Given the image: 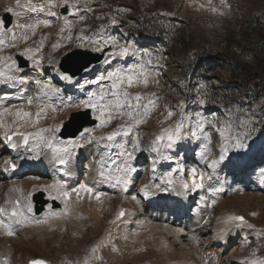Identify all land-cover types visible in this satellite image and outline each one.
Listing matches in <instances>:
<instances>
[{
	"label": "rangeland",
	"instance_id": "1",
	"mask_svg": "<svg viewBox=\"0 0 264 264\" xmlns=\"http://www.w3.org/2000/svg\"><path fill=\"white\" fill-rule=\"evenodd\" d=\"M20 2L23 4L26 0H20ZM33 2H36V0H33ZM86 3L92 9L91 11L85 10ZM226 3L230 7L221 5L220 0H211V4H209V0H80V12L76 16L68 17L74 25L70 33L71 40L66 39L69 35L67 31L63 34L59 33V26L62 21L58 17H47L43 13H23L17 19V17L10 14L12 16V24L9 27H13L17 22L32 23L37 17L40 19L47 18L51 21V27L45 28L41 26L36 30L35 34L30 33L27 42L29 46L36 47L35 42L40 41L44 37L43 46L36 54L41 61L43 73L35 72L32 69L26 71L27 69L24 68L25 70L20 74L26 78L28 83L17 86L16 89L12 88L13 91L11 92H2L10 90H8V85L3 87L0 84V95L7 93L10 96V99L5 101V103L15 104L20 102L15 99L19 94L18 90L19 92L26 90L28 94H31L36 90L35 82L37 79L42 81L50 80L53 85L60 89L59 95L52 97L51 100L52 104L58 108V111L54 114L50 112L49 117L41 121V127L59 124L61 120H67L71 112L85 110L74 107L64 108L63 106L69 103L76 104L84 99L87 92L92 91L96 87L95 85L85 84V80L94 79L97 75L106 72L109 65L100 62L99 65L92 66L94 69L92 72H84L69 82L60 78L57 71L58 62L65 53L80 48L78 44L81 41L77 40L76 37L82 28L86 29L84 35L95 34L98 30H101L102 26L105 28L111 24V18L124 20V25L127 24L128 30L120 27L119 31L109 29V31L103 32L107 33V35L118 36L122 42L132 44L139 53L136 56L130 55L123 59H114L112 67L118 64L127 66L139 63L143 52H149L152 59L150 67L154 72L159 73L155 77L159 84L157 86L155 83H150L147 88H133L131 91L133 93L137 91L143 93L154 92L159 99L157 107L150 112L146 122L141 124L136 132L126 138L128 151H132V142L137 136L140 140V149L134 153V159L138 160L139 166L138 172L131 183L133 187L131 186V189L129 187L128 192L123 193L118 188L112 189L111 185L108 191L101 189L104 182L101 183L99 166L93 167L90 163V157L95 155H100V159L110 156L111 159H116L119 163L121 159L117 155L120 151L118 147H106L104 151L99 145L95 146V143H93L73 149V154L78 153L80 160H83V167L81 164L77 167L72 166L76 160L72 159L69 163V170L72 172V182L71 180H62V183L67 185L73 206L78 211L77 215L72 218L70 215L52 217L48 218L46 222L39 224L32 222L24 226L17 225L14 228L15 235L13 236L4 234L3 230L0 229V262H4L2 260L3 256L8 258L6 259L7 264H25L27 259L33 257L46 258L50 261V264H84L85 258L90 259V264H205V261H207V264H251V260L254 258L264 259V182L262 187H259L256 183L261 169H264V133L257 134L258 127L253 125L256 121L254 114L247 110L245 106H241L240 101H236L237 97L242 94L240 88L234 92L236 98H234V102L227 111L222 107L219 110L214 107L210 114L205 113L203 115V113H200L197 101L194 98L198 91L204 96L208 94V97L218 93L216 87L222 83L219 78H229L230 71L228 68L230 66L214 76L212 82L214 85L209 80V89L205 88L206 84L204 82V84L200 81L197 84H192V89L188 96L190 99L185 98L186 94L180 92L179 85L174 82L178 74L185 72L183 67L176 65L174 59L178 54H183L189 48L206 46L210 51L226 53L229 56L228 59H231V57L239 56L237 47L250 48L252 45L257 44L260 35H264V0H226ZM8 6L15 7V0H0V17L5 13L4 9ZM211 7H216L218 11L212 12L210 10ZM55 11L58 14H62L59 7ZM221 12L223 15L220 14ZM80 15L86 18L77 23ZM253 16L258 18L257 21H250ZM97 17L100 18L97 19ZM168 17H171V20ZM166 25L169 26L171 32L173 30L176 38L170 47L165 48L166 51L168 50L167 54H164L163 51L165 46L161 49L158 47L159 45H150L149 41L144 39H138L139 41H137L133 36L134 32L148 34L150 31H160ZM15 31L17 37H19L21 30L16 29ZM136 35L138 36V34ZM140 38L142 39V37ZM57 42L61 43L62 47L54 50L52 45ZM24 46V42L20 41L19 47L23 48ZM90 48L91 45L85 42V47L80 49L90 50ZM107 51H110V49H107ZM3 54L12 55L14 58L15 55H18V50L16 48H6ZM144 59H148V57H144ZM256 59L257 57L254 56L251 58L243 57L240 61L246 66L253 68L257 65ZM82 84L84 85L83 88L80 87ZM200 85L202 86L201 89H199ZM181 100L185 101V115L192 113L193 119L196 112H199L202 117L208 120H212L213 115H215L217 123L221 120L231 121L238 133L250 132L251 134L250 139L245 141L250 145V148L232 152V156L239 162L238 165L246 160L244 162V164L246 163L245 167L240 170H237L238 167L234 169L233 164L231 165L233 160H226L216 168L213 174L212 169L207 168V165L201 162L198 155L203 141L183 140L176 147L165 149L166 152L164 154L171 157V159L164 160L163 165L165 167L162 168H168L169 172L177 168L178 164L183 165L185 172H174L173 177L177 180H185L190 188L193 186V181L188 174V169L194 167L198 172L204 170L206 173L212 174L211 180L207 176L205 177V187L203 189L192 191V197L190 198L191 207L188 209L189 214L192 215L187 216L188 220L179 218L184 221L183 223L174 219V213L169 215L161 211L153 212L149 208L144 209L140 199V194H142L140 189L143 185L158 184L154 180L156 172L149 170L153 160H149L152 161V164L148 165L147 162L144 166L145 158L147 157L145 150L150 146V141L154 138V134L159 131L161 127L160 121L164 120L167 115L166 107L177 114L168 120L166 124L173 123L179 118L180 109L178 106ZM241 121H246L248 127H241ZM120 123H123V121L117 118L107 128L97 129L93 134L98 136L110 132ZM204 131L211 137L209 159L215 158L217 156L216 149L219 147V134L211 124H205ZM3 134L4 131L0 129V167L3 165L4 159L10 158L8 151L4 147L5 135ZM121 142L122 137H117L116 143ZM18 151L20 150L17 149L12 155L17 154ZM41 157L40 159H35L34 166H39L40 164L54 166V161L51 160L50 156ZM85 160L86 162H84ZM251 160L255 162L248 164ZM143 170L146 171L144 172ZM150 171L151 174L148 175ZM30 177H38V180H32ZM243 177L248 178V182H244ZM60 179L59 176L53 174L48 175L40 171L34 172L31 168L19 176L0 177V206H5L6 194L13 184L20 186L25 193L29 191L38 192L40 190L44 192V195H48V192L43 191L41 186L52 184L55 180L60 181ZM40 181L42 182L40 183ZM82 183L107 195L101 197V202L95 199L94 194L90 196L88 193L81 192L79 197L76 193L72 195L71 189L78 188ZM209 186L221 187L223 192L217 193L215 196L207 194L206 189ZM34 188L35 190H33ZM171 193L176 194L175 191ZM132 196H136L139 201L138 207H135V210H138L134 216L135 218L125 219L123 216L122 219L118 220L115 215L119 209L115 206V200L121 198L124 200L125 197L132 200ZM156 196H159V194L156 193L155 196H149L148 198ZM177 196L179 199L182 198V195ZM201 196L208 197L207 201L201 202ZM143 198L146 200L147 197L143 196ZM162 198L164 200L166 197L162 196ZM213 200L215 203H212ZM85 203L87 210L81 212L79 204H82V207ZM61 204L60 209H52V211L63 210V205ZM179 206H181V203ZM46 208L49 209V205ZM126 212L127 209L125 208ZM252 213H255V215H252ZM160 214H164L165 217H159ZM231 214L244 215L248 221L247 224L252 225V227H237L236 222L228 223L225 217ZM32 216L36 220L45 221V219H42L45 218L44 216L38 217L34 214ZM144 218L153 220V222H165L164 220L166 219L168 223H157L158 225L156 226L151 223L141 225ZM205 220L208 221L206 225L204 223ZM110 221H115V223H110ZM217 223H220V226H217ZM167 227L169 231H166L165 228ZM132 231L133 235L130 233ZM221 231L224 232L223 238L217 235ZM258 233L259 236L257 235ZM193 234L199 237L198 243L189 239V236ZM225 243H228V246H223ZM94 246H99L95 254L101 257L99 260L92 257L91 249ZM113 248L117 250L113 251ZM184 252L185 256H182ZM253 253H255V257ZM212 254H215V259H213Z\"/></svg>",
	"mask_w": 264,
	"mask_h": 264
},
{
	"label": "snow or ice",
	"instance_id": "2",
	"mask_svg": "<svg viewBox=\"0 0 264 264\" xmlns=\"http://www.w3.org/2000/svg\"><path fill=\"white\" fill-rule=\"evenodd\" d=\"M211 4V0H209ZM220 4L224 7H230L226 0H220ZM80 0H26L21 4L20 0H15V7L8 6L4 12L12 16L19 17L23 13H43L47 17H58L62 24L59 26V33L63 34L65 31L69 33L66 37L71 40V30L73 22L68 19L69 16H76L80 12ZM64 8L67 14H58L55 9ZM203 7V5H201ZM85 10L91 11L92 9L85 4ZM212 12L218 11L216 7H211ZM223 15V13H220ZM86 17L80 15L77 23L83 21ZM100 17H97L99 19ZM111 24L116 25L119 21L111 18ZM8 21L0 17V84H6L11 88L26 85L28 81L20 73L23 69L18 65L16 59L12 55H4L3 52L6 48H16L18 55L23 57L26 61L30 62L33 71L43 73L41 61L37 58V53L43 46L44 37L40 41L35 42L36 47L29 46V34H35L39 27H51V21L47 18L34 20L32 23H15L13 27H8ZM16 29L21 30L20 36L17 37ZM86 29L82 28L77 35V40L81 41L78 47L84 48L85 42L91 45L90 51L94 53H102L104 58L101 63L109 65L108 70L97 75L94 79L85 80V84L95 85V89L88 91L86 97L76 104H65V108H76L90 110L92 118L96 121L94 128H84L79 132V135L64 138L60 135L61 129L64 126V121L61 120L59 124L41 127V121L49 117V113H56L58 108L52 104V97L58 96L60 89L53 85L51 81L36 80V90L28 94L26 90H21L15 97L20 102L5 103L10 99L9 94L5 93L0 95V129L4 131L5 143L13 151L18 148H24L27 152L33 153L29 159H39L41 156H50L55 164L63 166L59 170L65 175L70 172L67 169L72 157L73 149L83 147L85 144L91 145H104L105 147H118L120 149L117 154L121 158L120 162L111 157H102L97 161L99 166V176L101 182L110 183L113 188H118L122 192H127L129 185L133 182V172L136 171L132 167L131 161L134 159V153L140 149V140L137 136L132 142V151L126 148L127 140L121 143H116L117 137H129L130 134L136 132L139 126L146 122L150 112L157 107L159 97L156 93H133V88H147L150 83H155L157 86L159 81L155 79L159 73L154 72L150 67L152 65L151 54L144 51L140 62L133 63L127 66L118 64L112 67L113 61L116 58H126L128 56L138 55V50L130 43L122 42L118 36L103 35V26L100 31L92 35H84ZM9 34L10 38H9ZM64 38V37H62ZM23 41L25 46L19 47V42ZM53 49L62 47L61 43L57 42L52 45ZM110 49V51H105ZM148 57V59H144ZM84 72H92L94 69L84 67ZM59 72L60 78L71 82L73 75L70 70ZM81 88L84 85H80ZM199 103L204 105L206 100L199 99ZM179 118L173 123H167L174 115H177L173 110L166 107L167 115L164 120L160 121L161 127L159 131L154 134V138L150 141L151 150L157 153L161 159L169 160L171 157L164 154V149H172L183 140L191 139L192 141H203L201 144V151L198 153L201 162L207 165V168L212 169L215 173L216 168L226 160L230 159V153L233 151L239 152L244 149L250 148V145L245 141L250 139V132L238 133L231 121L221 120L216 122L217 118L213 115L212 120H208L201 116L199 112L185 115V101L181 100L179 104ZM62 110V109H60ZM121 119L123 123L117 124L116 128L110 132L101 135H94L97 129L107 128L113 120ZM166 124V126H164ZM205 124H211L215 131L219 134V153L215 158L209 159L211 149V137L204 131ZM241 127H248L246 121L240 122ZM23 158V157H21ZM235 159V158H232ZM3 165L5 168L15 170L17 163L11 158L4 159ZM113 166H115L113 168ZM156 161H153V172L156 170ZM179 171L185 172L183 165L178 164L177 168L172 171L166 172L159 177L160 183L151 185H143L140 189L144 197L155 195L156 192H169L175 191L177 195H186L189 191L195 192L198 189L205 187V177L209 180L212 179V174L206 173L204 170L197 171L196 168L188 169V174L192 178L193 186L190 188L189 184L183 179H175L173 173ZM30 179H38V177H30ZM261 182H264V169L260 171ZM198 180V182H197ZM177 185L179 186L177 188ZM42 190L48 192V197L51 200L60 199L65 204V209L62 212L52 211L49 205L48 214L45 221L36 220L29 214L33 213V192L25 191L18 185L13 184L8 189L7 199L5 206H0V229L8 236L15 235V226H24L26 224L35 222L37 224L46 222L48 218L66 216L68 214V200L70 199V192L66 189L65 185L58 180L52 184L41 186ZM35 190V188L33 189ZM209 193L215 196L223 189L220 187L208 188ZM72 193H76L79 197L81 192L88 193L90 196L94 194L95 199L101 202V197L106 196V193L96 191L94 188L87 184H80L78 188H72ZM55 193V194H53ZM208 197L201 196V202H206ZM132 200L139 203L136 196H132ZM212 203H215L213 200ZM211 206V205H208ZM125 210L120 209L116 213V218L120 219L125 215ZM255 215V213H252ZM227 222H237L236 226H247V221L242 216L228 215L225 217ZM115 223V221H110ZM208 223L207 220L204 221ZM223 238L224 232L221 231L217 234ZM259 236V233L257 234ZM189 239L194 242H199V237L196 235L189 236ZM99 246H94L91 249L92 257L99 260L101 257L95 255ZM117 249L113 248V251ZM255 257V253H253ZM215 259V254H212ZM3 264H7L5 260ZM30 264H47L46 261H30ZM84 264H90V259L85 258ZM207 264V261H205ZM251 264H264V259L254 258Z\"/></svg>",
	"mask_w": 264,
	"mask_h": 264
},
{
	"label": "trees",
	"instance_id": "3",
	"mask_svg": "<svg viewBox=\"0 0 264 264\" xmlns=\"http://www.w3.org/2000/svg\"><path fill=\"white\" fill-rule=\"evenodd\" d=\"M257 19L253 16L250 21L255 22ZM169 29V26L166 25L160 31H150L148 34H144L154 41L174 43L175 38L171 37ZM252 46L250 48L237 47L239 56L231 57V59H228L229 56L226 53L210 51L206 46L189 48L183 54H178V58L182 59L183 65L193 67L197 77L205 80L211 78L209 74L223 70L226 62L229 61L231 74L222 87L224 90L223 98H226L224 105L228 106L231 103V99H228L226 95L235 92L237 88H241L244 91L242 102L254 114L256 121L253 125L258 127L257 132L261 134L264 128V35H260L257 44ZM253 56L257 57V65L253 68L240 61L243 57L251 58Z\"/></svg>",
	"mask_w": 264,
	"mask_h": 264
},
{
	"label": "bare ground",
	"instance_id": "4",
	"mask_svg": "<svg viewBox=\"0 0 264 264\" xmlns=\"http://www.w3.org/2000/svg\"><path fill=\"white\" fill-rule=\"evenodd\" d=\"M36 45V44H35ZM65 108V107H64ZM246 160H244L241 164H239L238 165V168H237V170H240V169H242V168H244L245 166V164H244V162H245ZM148 165H150V164H152V161H149L148 163H147ZM60 168V167H59ZM32 169H34L35 171H42V172H44L45 174H48V175H55L53 172H54V169H55V167L54 166H49L48 164H45V165H39V166H33V168ZM146 169V168H145ZM246 169V168H245ZM6 170H7V168H5L4 167V165H2L1 167H0V177L2 178H9V176H11L10 174H7L6 173ZM41 172V173H42ZM146 173H148V172H146ZM55 176H57V175H55ZM243 178H245V177H243ZM33 180V179H32ZM38 180V179H37ZM6 181V180H5ZM21 181V180H20ZM31 181V180H30ZM9 182V181H8ZM33 182V181H32ZM38 182V181H37ZM42 181H40V183H41ZM16 183V182H15ZM17 185V184H16ZM20 185H22V184H20ZM134 185V184H133ZM30 186V185H29ZM107 186H109L110 187V185H109V183H103L102 184V187H101V189H104L105 187H107ZM132 186V185H131ZM10 187V186H9ZM130 189H131V187H130ZM38 190V189H37ZM4 193H5V191H4ZM44 193V192H43ZM53 194H55V193H53ZM258 194V193H257ZM260 195V194H259ZM178 197V196H177ZM43 198L46 200V205L43 207V210H42V212L40 213V215H38L37 213H35L34 211V215L35 216H38V217H40V216H44L45 218H46V216H47V214H48V208H46V206L47 205H51L52 204V202H56L58 205H59V209L61 208V206H60V204L63 202L62 200H60V199H57V200H51V199H49V197H48V195H44L43 196ZM224 198V197H223ZM245 198V197H244ZM255 198V197H254ZM177 199H179V198H177ZM241 199V198H240ZM138 200V199H137ZM163 200V198L162 197H159V196H156V197H150V198H146V200H145V205H147V204H151V203H153V202H157V205H163V203L162 202H160V201H162ZM253 200V199H252ZM33 201V200H32ZM116 201V203H115V206L120 210V209H127V212H126V214L124 215V218L125 219H128V218H130V217H134L135 215H136V213L138 212V210H135V207L138 205V203L136 202V201H134V200H130L129 198H124V200H122V198L121 199H119V200H115ZM164 201V200H163ZM166 201V200H165ZM179 201H180V203H181V207L179 208L178 206H176L175 208H173L172 210H175L176 212L174 213V215H175V217H174V219L176 220V221H178L179 220V222L180 223H183L184 221L183 220H180L179 218H182L181 217V214L182 213H184V211H185V208H186V206H188V199H184L183 197L182 198H180L179 199ZM238 201V200H237ZM258 201V200H257ZM1 202V201H0ZM260 202H263V201H260ZM259 202V203H260ZM231 203V202H230ZM233 203V202H232ZM61 205H63V210L65 209V204H64V202H63V204H61ZM81 205L82 204H79V208H81V212L83 211V212H85L86 210H87V206H86V203L85 204H83V206L81 207ZM91 205V204H90ZM112 205V204H111ZM124 205H125V207H124ZM170 205H171V202L170 203H168L167 204V206L168 207H170ZM183 205V206H182ZM226 206H227V204H226ZM138 207V206H137ZM46 208V209H45ZM76 209V207H74L73 206V202H72V199H71V197H70V199L68 200V214L70 215V217L72 218V217H75L76 215H77V212L78 211H76L75 210ZM78 209V208H77ZM260 209V208H259ZM62 210V211H63ZM227 210V209H226ZM61 211V212H62ZM172 213V212H171ZM170 215V214H169ZM99 216V215H98ZM222 216V215H221ZM159 217H165V215L164 214H160V216ZM135 218V217H134ZM222 218V217H221ZM221 220V219H220ZM165 222H163V221H154L153 222V220L151 221V220H148L147 218H144L143 220H142V222H141V225H144V224H146V223H151L153 226H156V225H158L157 223H168L167 221H166V219L164 220ZM223 221V220H222ZM221 221V222H222ZM58 222V221H57ZM223 222H225V221H223ZM60 223V222H59ZM134 225V224H133ZM160 225V224H159ZM206 225V224H205ZM139 226H140V224H139ZM217 226H220V223H217ZM165 227V226H164ZM160 228H161V226H160ZM230 228V227H229ZM161 229H163V227L161 228ZM166 229V231H169V229H168V227L167 228H165ZM155 230H157V229H155ZM159 230V229H158ZM123 231V230H122ZM160 231V230H159ZM172 231V230H171ZM217 231H218V227H217ZM127 232V231H126ZM165 232V231H164ZM128 233V232H127ZM127 233H125V234H127ZM130 233H132V235H133V231L132 232H130ZM166 233V232H165ZM167 235V234H166ZM194 235V234H193ZM2 236V235H1ZM175 236V235H174ZM177 236V235H176ZM151 237V236H150ZM177 238V237H176ZM140 239V238H139ZM179 239V238H178ZM2 241V240H1ZM9 242V241H8ZM3 243H4V241H3ZM5 244V243H4ZM136 246V245H135ZM178 246V245H177ZM131 249V248H130ZM3 252V251H2ZM128 253H129V250H128ZM7 255V254H6ZM182 256H185V252L184 253H182Z\"/></svg>",
	"mask_w": 264,
	"mask_h": 264
},
{
	"label": "water",
	"instance_id": "5",
	"mask_svg": "<svg viewBox=\"0 0 264 264\" xmlns=\"http://www.w3.org/2000/svg\"><path fill=\"white\" fill-rule=\"evenodd\" d=\"M61 12L64 13L65 9H62ZM2 17L8 21L7 26L9 27L12 17L7 13H5ZM102 58V53H93L88 50L74 49L61 57L58 67L61 72L70 70L73 77H75L82 73L84 67H90L91 65L100 62ZM16 59L20 67L27 66L28 62L22 57L16 56ZM95 123L96 121L91 119L89 110L73 112L71 113L70 118L65 121L60 135L64 138L77 136L82 128L85 126H92ZM41 203H43V201H41ZM40 209V207L37 208V212H39Z\"/></svg>",
	"mask_w": 264,
	"mask_h": 264
}]
</instances>
